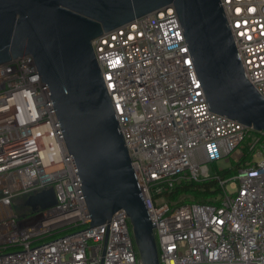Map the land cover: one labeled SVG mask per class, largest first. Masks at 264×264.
Segmentation results:
<instances>
[{
	"label": "built area",
	"instance_id": "2783aa9c",
	"mask_svg": "<svg viewBox=\"0 0 264 264\" xmlns=\"http://www.w3.org/2000/svg\"><path fill=\"white\" fill-rule=\"evenodd\" d=\"M246 78L264 98V0H220ZM153 223L159 264H264V130L210 110L173 7L92 40ZM252 159L230 177L210 165ZM239 155V156H238ZM215 180L208 202L168 195ZM53 189L55 204L15 210ZM26 208V207H24ZM90 213L34 59L0 66V264H142L125 211L90 227ZM76 231L50 237L55 231Z\"/></svg>",
	"mask_w": 264,
	"mask_h": 264
},
{
	"label": "water",
	"instance_id": "95a60500",
	"mask_svg": "<svg viewBox=\"0 0 264 264\" xmlns=\"http://www.w3.org/2000/svg\"><path fill=\"white\" fill-rule=\"evenodd\" d=\"M173 7L210 110L264 130V98L246 78L220 0H0V66L34 59L90 213V227L125 211L142 264H159L150 220L92 40ZM29 202V201H28ZM48 189L33 210L55 204Z\"/></svg>",
	"mask_w": 264,
	"mask_h": 264
},
{
	"label": "trees",
	"instance_id": "16d2710c",
	"mask_svg": "<svg viewBox=\"0 0 264 264\" xmlns=\"http://www.w3.org/2000/svg\"><path fill=\"white\" fill-rule=\"evenodd\" d=\"M249 140V139H246ZM245 140V141H246ZM244 141V142H245ZM243 142V143H244ZM248 143L241 147L243 151V156L238 162L232 161L231 168L224 169L219 172L222 177H230L237 173L238 169L244 166L248 161L252 159V154L248 152ZM216 166V165H215ZM217 169V168H216ZM219 192V185L215 180L203 182V183H185L177 185L174 190L168 195L169 199L172 201L177 200L182 195L190 196L196 202H208L209 199L216 196ZM81 225H72L65 228L58 229L50 237L63 236L69 232L76 231L80 229Z\"/></svg>",
	"mask_w": 264,
	"mask_h": 264
},
{
	"label": "rangeland",
	"instance_id": "374dc122",
	"mask_svg": "<svg viewBox=\"0 0 264 264\" xmlns=\"http://www.w3.org/2000/svg\"><path fill=\"white\" fill-rule=\"evenodd\" d=\"M249 142V140H246L243 144H242V146L241 147H244L247 143ZM239 156V155H238ZM222 169V170H224V169H228V168H231V162H229V161H226V160H222V161H219L218 163H217V165L215 166V165H210V171H211V173H215L216 171H217V169ZM14 209L15 210H17V209H19L20 211L21 210H25V212H29L30 211V209L29 208H24V206H23V195L22 196H18L17 198H16V200H14Z\"/></svg>",
	"mask_w": 264,
	"mask_h": 264
},
{
	"label": "flooded vegetation",
	"instance_id": "af4514ba",
	"mask_svg": "<svg viewBox=\"0 0 264 264\" xmlns=\"http://www.w3.org/2000/svg\"><path fill=\"white\" fill-rule=\"evenodd\" d=\"M28 201L30 202L28 197H23V206L26 208L30 205Z\"/></svg>",
	"mask_w": 264,
	"mask_h": 264
}]
</instances>
